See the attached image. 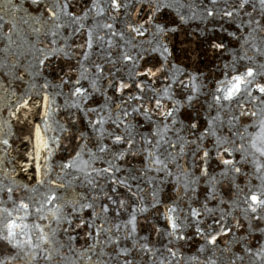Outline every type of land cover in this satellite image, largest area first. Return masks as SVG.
<instances>
[{
	"label": "snow or ice",
	"instance_id": "obj_1",
	"mask_svg": "<svg viewBox=\"0 0 264 264\" xmlns=\"http://www.w3.org/2000/svg\"><path fill=\"white\" fill-rule=\"evenodd\" d=\"M193 20L210 77L170 63ZM0 33V264H179L193 238L197 264H264V0H0Z\"/></svg>",
	"mask_w": 264,
	"mask_h": 264
},
{
	"label": "water",
	"instance_id": "obj_2",
	"mask_svg": "<svg viewBox=\"0 0 264 264\" xmlns=\"http://www.w3.org/2000/svg\"><path fill=\"white\" fill-rule=\"evenodd\" d=\"M77 3H79L81 7L83 6V0H77ZM73 11L79 12L80 8L79 7L74 8ZM143 15L144 13H142V16ZM140 18L141 17H137L135 14H133L132 16L133 20L140 19ZM99 19L101 22H103L105 18L101 17ZM126 20H127V16L124 14H121L116 21L117 29L122 28ZM88 23L91 25L92 21H89ZM203 27L204 25L199 24V21L193 20L188 25H185L181 30L177 31L176 33H172L166 42L168 43L169 48L172 52V56L170 57L171 64L184 69L186 73H193L197 75L202 73L205 77H210L214 73L218 72L217 65L223 62H226L227 58L225 57L224 60H221L218 56L216 58H213L212 54L207 51V44L204 41V39L200 36V32L203 29ZM226 27L228 26L226 25ZM70 31L71 30L69 29V32ZM0 35H2V33H0ZM217 35L218 37L221 36L220 33H218ZM147 38L148 36L146 35L145 37H139L137 39L141 41H145ZM222 38L224 39V43L228 44L229 41L226 36V33L222 35ZM83 39H84L83 36H79V37L74 38L75 43H73L72 41H69V42L73 43V47H75V44L82 43ZM94 51L97 55H101V50L99 47H96ZM77 52H79V50H77ZM95 58L96 57L94 56L93 59ZM12 59H15V58H12ZM158 62H159L158 56L154 58L149 57L148 60L146 61V63H148L149 65L158 64ZM57 63L60 65H63L64 61H58ZM105 67L111 68V65H106ZM112 71H115V69H112ZM120 74H123V73H120ZM55 75H56V71H52L49 73L50 78L54 77ZM140 79H146V78L141 77ZM100 83H101V86L104 85V81H101ZM156 86L163 87L164 86L163 81L161 80ZM19 87L20 85L16 86L17 95L21 94L19 92ZM107 91L109 95H112V92L110 89H108ZM11 99L13 98L8 96L2 89H0V109H2V111H0V119L7 117L8 110L5 107V105L8 104ZM102 102H103L102 97L97 95L92 100L89 101V105L92 107H99L100 104H102ZM57 104L60 105L61 108H63L64 97H57ZM192 115L195 116V113L193 112ZM65 117H66V113L61 111V112L56 113L55 118L66 123L67 121ZM32 119L38 122L39 117H32ZM182 119H184L185 122H187L186 116L182 117ZM141 124L143 125L141 130L144 131L145 134H147V132L150 130V126L145 124L142 121V119H141ZM77 127L85 131H91L90 129L87 128V121L84 119H81L78 121ZM201 127H203V121H201ZM14 147L19 148L21 152L23 151V146L19 145L18 143L14 144ZM67 155L68 153L66 152H59L57 153V156L54 159L59 160L62 156L66 157ZM187 162L189 165L192 164V159L190 156L187 157ZM141 163H142V158L129 157L126 162H122L121 166L125 169H129L131 167L139 168L141 166ZM212 167H215V163H213ZM142 187H146V186L142 184ZM226 192H227V189L225 188L222 190L221 194L224 195ZM201 193L202 194H201L200 199L202 200L203 199V189H201ZM173 194H174L173 187L172 185L169 184V185L164 186L161 196L164 200H168L169 197L172 196ZM148 199L149 200L151 199L150 195ZM181 206L186 208V206L183 204ZM160 223H161V226H163L164 222L161 221ZM141 234H144V233L142 232ZM84 244H85V240L83 238H80L78 239L76 243V247L81 248L84 246ZM201 244H203V241L199 240L198 238L190 239L188 243L183 244V247L180 248L178 252V256L183 257V259H180L179 264H197V258H198L197 249Z\"/></svg>",
	"mask_w": 264,
	"mask_h": 264
}]
</instances>
